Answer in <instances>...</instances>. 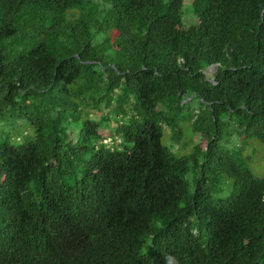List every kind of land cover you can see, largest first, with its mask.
<instances>
[{
  "label": "trees",
  "instance_id": "obj_1",
  "mask_svg": "<svg viewBox=\"0 0 264 264\" xmlns=\"http://www.w3.org/2000/svg\"><path fill=\"white\" fill-rule=\"evenodd\" d=\"M1 126L0 264H264V0H0Z\"/></svg>",
  "mask_w": 264,
  "mask_h": 264
},
{
  "label": "rangeland",
  "instance_id": "obj_2",
  "mask_svg": "<svg viewBox=\"0 0 264 264\" xmlns=\"http://www.w3.org/2000/svg\"><path fill=\"white\" fill-rule=\"evenodd\" d=\"M195 23H196V19L192 15H187L183 20L184 27L194 25ZM212 73H213V70H209L207 74L211 75ZM191 106L198 107V101L194 99L192 101ZM114 118L118 119L119 117L113 115V119L110 121L111 127H114L115 125ZM0 128H3V126H1ZM180 128L182 132L181 141L172 142L171 138L173 136V133L171 130H169L165 126L164 135L162 138V144L166 147H169L171 150H173L177 156L185 157V156H189L193 152V147H194L193 142H195V140L191 138L192 137L191 131H190L191 126L189 122H184L182 126H180ZM6 129L11 132L12 126L8 125ZM108 130H110L109 127L103 126L99 130V132L101 135H103L104 138H106L109 133ZM15 131H17V126H15ZM231 132H232V128L229 130V133ZM224 142L226 143L224 145L225 148L229 150H235L241 154V156L238 158L239 165L248 168L256 178L264 179V145H262L260 142L254 139L242 141L240 140V138L236 137V135L230 137L229 134L224 139ZM237 146H239L240 149H238ZM193 176L194 175L192 171H190L185 177L186 181L189 183L191 193L193 192V189H192L193 188V183H192ZM221 184L222 185L220 189H222V193L218 197L226 198L230 195V192L233 189V181L223 178L221 180ZM213 196H216V194H213Z\"/></svg>",
  "mask_w": 264,
  "mask_h": 264
},
{
  "label": "water",
  "instance_id": "obj_3",
  "mask_svg": "<svg viewBox=\"0 0 264 264\" xmlns=\"http://www.w3.org/2000/svg\"><path fill=\"white\" fill-rule=\"evenodd\" d=\"M210 69L214 71L215 70V66H211Z\"/></svg>",
  "mask_w": 264,
  "mask_h": 264
}]
</instances>
